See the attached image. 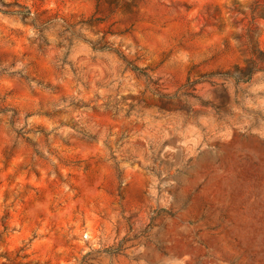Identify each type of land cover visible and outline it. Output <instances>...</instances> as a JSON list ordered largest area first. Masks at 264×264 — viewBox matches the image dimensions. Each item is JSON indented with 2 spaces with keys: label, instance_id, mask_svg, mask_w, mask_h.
Wrapping results in <instances>:
<instances>
[{
  "label": "rangeland",
  "instance_id": "1",
  "mask_svg": "<svg viewBox=\"0 0 264 264\" xmlns=\"http://www.w3.org/2000/svg\"><path fill=\"white\" fill-rule=\"evenodd\" d=\"M0 264H264V0H0Z\"/></svg>",
  "mask_w": 264,
  "mask_h": 264
},
{
  "label": "built area",
  "instance_id": "2",
  "mask_svg": "<svg viewBox=\"0 0 264 264\" xmlns=\"http://www.w3.org/2000/svg\"><path fill=\"white\" fill-rule=\"evenodd\" d=\"M85 238H86V236H85Z\"/></svg>",
  "mask_w": 264,
  "mask_h": 264
}]
</instances>
